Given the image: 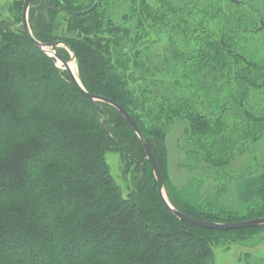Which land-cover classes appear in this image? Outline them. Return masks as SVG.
I'll list each match as a JSON object with an SVG mask.
<instances>
[{
    "label": "trees",
    "instance_id": "16d2710c",
    "mask_svg": "<svg viewBox=\"0 0 264 264\" xmlns=\"http://www.w3.org/2000/svg\"><path fill=\"white\" fill-rule=\"evenodd\" d=\"M23 2L12 0L0 10V264H213L214 245L264 227L214 230L173 216L138 136L107 103H101L107 115L101 121L68 73L34 46L21 24ZM150 6L147 0H32L28 21L38 41L68 44L86 91L130 113L165 180L164 133L144 126L147 85L132 86L131 56L116 50L132 34L139 36ZM231 31L222 33L219 46L243 60L229 50L225 36ZM57 51L70 60L65 47ZM113 149L133 166L127 196L105 161ZM166 194L176 209L202 220L264 216V185L260 205L240 211L183 204L167 186Z\"/></svg>",
    "mask_w": 264,
    "mask_h": 264
},
{
    "label": "rangeland",
    "instance_id": "374dc122",
    "mask_svg": "<svg viewBox=\"0 0 264 264\" xmlns=\"http://www.w3.org/2000/svg\"><path fill=\"white\" fill-rule=\"evenodd\" d=\"M11 1L0 0V10ZM147 1L151 17L144 29L116 50L131 56L132 86L147 85L144 126L164 133L166 186L179 202L199 209L259 206L257 198L241 201L238 189L264 174V119H257L264 117V0ZM230 30L229 50L243 60L219 46ZM105 161L127 196L133 166L115 149ZM213 264H264V227L214 245Z\"/></svg>",
    "mask_w": 264,
    "mask_h": 264
},
{
    "label": "water",
    "instance_id": "95a60500",
    "mask_svg": "<svg viewBox=\"0 0 264 264\" xmlns=\"http://www.w3.org/2000/svg\"><path fill=\"white\" fill-rule=\"evenodd\" d=\"M230 1L237 2L236 0H230ZM31 2H32V0H24L23 7H22L21 24H22V27H23L25 34L30 39V41L34 44V46L42 54H44L57 67L58 70H65L68 73V76H69L71 82L73 83V85L75 86V88L95 108V110L97 111V114L99 116V119L101 121L107 117L106 113L104 112V110L101 107V103H107V104L113 106L115 109H117L122 114V116L128 122V124L133 129L135 134L138 136V138L142 144V147L144 149L146 159H147V161L151 167V170H152L153 175L155 177V180L157 182V191H158L159 197H160L162 203L164 204V206L168 209V211L173 216H175L179 220L185 221L187 223H190V224H193V225H196L199 227L214 229V230H223V231L244 229V228H253V227L264 225V216L250 218V219L241 220V221H237V222H214V221L202 220L199 218L189 216V215L181 212L180 210L176 209L168 200V197L166 194L165 180H164V177L162 176V174L160 172V169L157 165L156 159H155L154 154H153V152L149 146V143H148L146 137L144 136V134L142 133V131L140 130V128L137 126L133 117L130 115V113L123 106H121L119 103H117L116 101H114L110 98L100 96V95H96V94H92V93H89L88 91H86V89L83 87V85H82V83L78 77V72L76 74V72L74 70H72V68L70 66V63H73V61L76 62V60H75L76 57H75L74 52L71 50V48L68 46L67 43H65L64 41H55V42H51V43H43V42H40L34 38L32 32H31V29H30L29 21H28V14H29V8L31 5ZM59 46H63L69 51V53L71 55L69 61H65L60 57V55L57 51V48ZM76 66H77V64H76ZM77 70H78V67H77Z\"/></svg>",
    "mask_w": 264,
    "mask_h": 264
},
{
    "label": "crops",
    "instance_id": "0c3cea01",
    "mask_svg": "<svg viewBox=\"0 0 264 264\" xmlns=\"http://www.w3.org/2000/svg\"><path fill=\"white\" fill-rule=\"evenodd\" d=\"M254 184V188L248 193V194H244V192L246 191V189H250V186ZM264 185V174L259 178L257 177H251L249 181L244 180L242 182L239 183V191L241 190V192H243L240 197V200H248L251 198H257V196L260 193V190L262 188V186Z\"/></svg>",
    "mask_w": 264,
    "mask_h": 264
},
{
    "label": "bare ground",
    "instance_id": "6f19581e",
    "mask_svg": "<svg viewBox=\"0 0 264 264\" xmlns=\"http://www.w3.org/2000/svg\"><path fill=\"white\" fill-rule=\"evenodd\" d=\"M70 66H71L72 70L75 71L74 63H70Z\"/></svg>",
    "mask_w": 264,
    "mask_h": 264
}]
</instances>
